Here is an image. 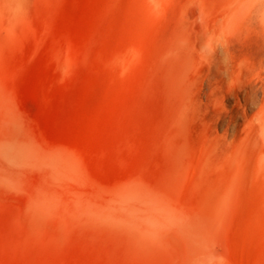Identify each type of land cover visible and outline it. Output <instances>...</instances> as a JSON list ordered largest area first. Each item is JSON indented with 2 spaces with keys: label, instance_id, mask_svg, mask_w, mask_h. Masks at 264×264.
<instances>
[{
  "label": "rangeland",
  "instance_id": "374dc122",
  "mask_svg": "<svg viewBox=\"0 0 264 264\" xmlns=\"http://www.w3.org/2000/svg\"><path fill=\"white\" fill-rule=\"evenodd\" d=\"M0 264H264V0H0Z\"/></svg>",
  "mask_w": 264,
  "mask_h": 264
}]
</instances>
